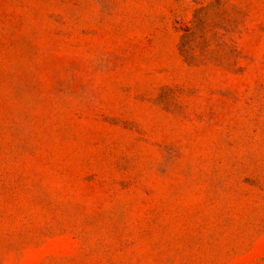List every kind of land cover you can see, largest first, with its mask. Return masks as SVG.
I'll return each mask as SVG.
<instances>
[{
    "label": "rangeland",
    "instance_id": "rangeland-1",
    "mask_svg": "<svg viewBox=\"0 0 264 264\" xmlns=\"http://www.w3.org/2000/svg\"><path fill=\"white\" fill-rule=\"evenodd\" d=\"M0 264H264V0H0Z\"/></svg>",
    "mask_w": 264,
    "mask_h": 264
}]
</instances>
